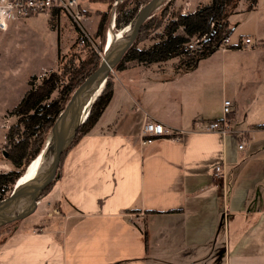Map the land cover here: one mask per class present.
Segmentation results:
<instances>
[{
  "label": "crops",
  "instance_id": "obj_1",
  "mask_svg": "<svg viewBox=\"0 0 264 264\" xmlns=\"http://www.w3.org/2000/svg\"><path fill=\"white\" fill-rule=\"evenodd\" d=\"M233 35L194 68L115 71L112 101L33 221L0 242V264H264V34ZM225 100L231 134L204 131ZM148 120L185 134L143 145Z\"/></svg>",
  "mask_w": 264,
  "mask_h": 264
},
{
  "label": "trees",
  "instance_id": "obj_2",
  "mask_svg": "<svg viewBox=\"0 0 264 264\" xmlns=\"http://www.w3.org/2000/svg\"><path fill=\"white\" fill-rule=\"evenodd\" d=\"M96 1L108 4L112 9L116 4V0ZM150 1H120L115 8L113 30L116 32V30L129 27L139 10ZM239 1L241 0H208V3L200 5L195 12L188 14L179 12L166 23L164 19L167 9L164 5L162 7L164 9L161 8L162 11L158 15L155 14L145 22L136 42L125 54L115 71H123L133 65L132 63L152 65L168 62L175 57H182L188 68L196 67L200 60L218 50L225 38L233 35L234 29L223 17L226 7L230 3L235 7ZM247 1L246 12H251L256 8L258 0ZM111 21L112 13L104 11L95 34L96 38L101 40L98 46L100 52L90 47L86 59L82 60L76 56L62 65L57 72H51L45 76L38 86H32L30 83L31 88L19 104L10 111V116L17 119L6 133V160L12 169L6 173H0V201L9 196L16 183L24 176L29 164L41 154L57 118L65 109L75 90L99 67ZM161 29L162 31L158 32ZM151 36L152 38L157 36L158 41L152 46L139 48V44L149 40ZM193 41L197 42L196 46H193ZM114 85V77L110 75L101 95L91 106L90 113L81 125L77 137L63 154L60 175L66 155L81 138L90 133L109 106L114 96ZM55 93L57 96L53 99ZM57 181L58 178L45 190L42 197L52 190ZM19 222L0 228V239L3 238L1 242L13 234Z\"/></svg>",
  "mask_w": 264,
  "mask_h": 264
},
{
  "label": "rangeland",
  "instance_id": "obj_3",
  "mask_svg": "<svg viewBox=\"0 0 264 264\" xmlns=\"http://www.w3.org/2000/svg\"><path fill=\"white\" fill-rule=\"evenodd\" d=\"M79 2L83 8L89 9L90 11L104 9V11H110L112 13V18L113 13H115L113 11L117 7V4L120 3H117L116 0L117 4H115L113 10L108 4L100 3L96 0H79ZM241 2L242 0L239 1L235 7L234 4L230 3L226 7L223 17L226 20H230V25L235 30L232 38L233 42L240 36L256 35L259 33L262 35L264 34V0L258 1V11L254 13L251 11L236 14L240 8ZM206 3H208V0H173L164 7L167 9L164 23L169 22L170 19H173V16L179 12L183 14L193 13L200 5ZM243 3L244 2H242V4ZM247 7L245 8L246 10ZM160 9L157 10L154 15H158L162 11V9ZM104 11L96 12V15H92L90 12L85 11L89 19H84V25L94 38L97 48L101 40L96 38L95 28ZM90 16L93 17L91 18ZM127 29L128 27L123 30H116L115 33H126ZM160 31H162V29L158 32ZM151 38L141 42L139 48L152 46L158 41L156 39L157 36ZM78 41V30L74 23L65 15L51 14H42L28 19L18 20L14 22L13 27L0 38V173H6L12 169L11 165H9L6 160V133L17 119L10 116V111L19 104L22 97L31 88L30 83H32V86H38L45 76H48L51 72H57L62 65H65L76 56L82 60L86 59L90 46H82ZM192 44L196 46L197 42L193 41ZM97 51L100 52L99 50ZM157 66L179 67L183 70L188 68L182 57H175L170 64L165 62ZM202 67L206 68L209 67V65L204 64ZM158 80L163 81L164 78L159 77ZM168 90L171 89L168 88ZM56 96L57 93L53 95V99H55ZM50 136L51 133L47 137L46 145L49 143ZM59 176L60 172L58 173V177ZM51 213L56 215V213L60 212L55 210V212L52 211ZM51 213L46 211L48 215H51ZM32 219L33 218H29L28 221L32 222ZM20 223L21 222H19V224ZM2 239H0V242Z\"/></svg>",
  "mask_w": 264,
  "mask_h": 264
},
{
  "label": "water",
  "instance_id": "obj_4",
  "mask_svg": "<svg viewBox=\"0 0 264 264\" xmlns=\"http://www.w3.org/2000/svg\"><path fill=\"white\" fill-rule=\"evenodd\" d=\"M120 1L122 0H117V3ZM169 1L171 0L148 2L139 10L121 41L112 45L109 50L105 48L99 67L75 90L57 118L49 143L39 155L42 159L36 172L23 182L19 180L9 196L0 201V228L25 220L35 212L45 190L58 178L63 154L77 137L91 106L101 95L110 75L136 42L145 22Z\"/></svg>",
  "mask_w": 264,
  "mask_h": 264
},
{
  "label": "built area",
  "instance_id": "obj_5",
  "mask_svg": "<svg viewBox=\"0 0 264 264\" xmlns=\"http://www.w3.org/2000/svg\"><path fill=\"white\" fill-rule=\"evenodd\" d=\"M42 14L65 15L74 23L78 30L79 44L82 46L89 45L98 50L95 46L94 38L84 25L86 15L79 0H0V38L13 27L14 22ZM111 25L113 29L115 26V15L112 18ZM251 44V38H246L240 44V48H249ZM231 46L230 37H227L219 45L218 50L226 51ZM231 109L232 102L225 100L223 108L225 118L219 121L208 122L205 125L204 131L220 133L225 137L231 134L232 128L230 119L228 118L232 112ZM184 134V131L177 134L157 121L148 120L142 127L140 139L143 145H148L162 137H178ZM244 145L245 142L239 146V149H243ZM224 175V166H218L215 170V178L222 179Z\"/></svg>",
  "mask_w": 264,
  "mask_h": 264
},
{
  "label": "bare ground",
  "instance_id": "obj_6",
  "mask_svg": "<svg viewBox=\"0 0 264 264\" xmlns=\"http://www.w3.org/2000/svg\"><path fill=\"white\" fill-rule=\"evenodd\" d=\"M125 33L120 32L119 34H116L115 31L112 29V26L110 27V30L107 33V43H106V49L109 50L110 47L116 43H119L121 41V39L124 37ZM42 156H39L37 158H35V160L29 164V166L27 167V170L24 174V176H22L19 180V182H23L25 181L28 177H30L31 175H33L37 168L40 165Z\"/></svg>",
  "mask_w": 264,
  "mask_h": 264
}]
</instances>
